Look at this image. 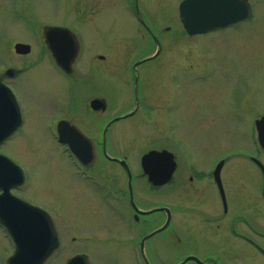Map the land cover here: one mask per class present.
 <instances>
[{
	"label": "rangeland",
	"instance_id": "374dc122",
	"mask_svg": "<svg viewBox=\"0 0 264 264\" xmlns=\"http://www.w3.org/2000/svg\"><path fill=\"white\" fill-rule=\"evenodd\" d=\"M250 2L255 5V20L190 37L182 32L178 4L138 0L140 15L162 50L157 58L140 63L134 73L136 61L156 46L135 18L133 0H0V73L8 66L27 68L11 82L25 109L26 124L0 147L25 174L24 198L51 215L48 205L54 208L62 203L71 210L78 203L93 204L86 188L65 186L71 167L55 138L56 121L63 113H75V104L78 114L87 113L85 90L89 91L92 81L109 77L116 82L120 77L131 80L137 76L143 102L136 116L111 128L109 150L127 161L134 174L149 149L165 147L178 161L169 186L150 192V184L144 178L140 181L142 202L191 204L205 210L218 206L215 185L196 173L211 171L218 159L226 158L221 182L230 209L247 205L248 210L238 212L239 219L255 216L262 223L260 177L258 181L247 156L257 151L252 123L264 114V0ZM48 25L68 27L80 40L76 76L88 84L75 91L42 43ZM16 42L29 44L31 51L24 56L15 54ZM100 52L107 55L105 67L93 58ZM196 54L211 69L199 67L198 60L188 69V59ZM199 75L208 77L199 81L195 78ZM125 89L123 96L111 92L107 99L110 111L133 106L132 91ZM190 173L194 183L188 181ZM252 173L254 183L247 178ZM190 235L201 236L200 229H191ZM223 235L229 237L228 250L238 254V263L264 264V258L247 243L229 233ZM71 252L67 248L60 256ZM10 255L11 245L0 228V264ZM61 261L53 259L47 264Z\"/></svg>",
	"mask_w": 264,
	"mask_h": 264
},
{
	"label": "flooded vegetation",
	"instance_id": "af4514ba",
	"mask_svg": "<svg viewBox=\"0 0 264 264\" xmlns=\"http://www.w3.org/2000/svg\"><path fill=\"white\" fill-rule=\"evenodd\" d=\"M161 1L179 5L184 0ZM247 1L252 9L250 17L227 27L255 20V5L250 0ZM133 2L135 12V4L138 3V0H133ZM141 26L144 28L142 24ZM144 29L146 30V28ZM182 32L186 35L183 27ZM190 51L197 53L195 50H187V52ZM104 52L96 53L93 56L99 60L98 64L103 67L107 62V55ZM193 60H198L199 67L208 69L211 66L204 58L202 60L196 54L194 59H188V69H191ZM6 70L0 73V79L13 90L16 96L20 107L21 123L8 138L2 141L0 147L6 145L16 134L21 133L26 124L25 109L12 86L13 83H11L12 79L21 75L25 68L17 69L11 77L6 76ZM58 70L61 72L59 68ZM99 70L98 68L97 73L100 72ZM102 70L104 71V69ZM76 71L79 72L78 69H75L70 76H67L71 80L70 83L74 87V91L80 86L88 84L87 81H81L82 78L76 76ZM207 77L208 75H199L195 78L199 81H205ZM124 88L129 93L132 91L133 108H125L123 111H110L107 99L110 98L111 92L123 96ZM136 88L137 108H135ZM85 93L88 94L84 102L87 113L78 114L75 104V113L70 116L63 114L65 117L60 119H66L78 128L87 141L81 142L74 136L72 137L79 152L78 156L70 155L65 146V150L62 151L68 160L69 167H71L65 186L86 188L85 191L88 192L86 194L92 197L93 204L70 205L71 210H69L68 205L64 206L62 203H58L54 208L48 205L47 208L52 211V216L48 212L49 210L47 211L42 206L32 203L50 214L58 238V247L43 264L61 258L62 261L59 264H68L71 259L79 257L88 258L92 264H240L238 263V254L228 250V248L230 249L229 237L223 235L224 233H229L234 238L247 243L264 258V230L261 229L264 227V219H262L263 225L255 221V216L250 215V218L239 219L238 212L248 210L249 206L230 209L226 194L222 197L213 179L212 171H199V174L204 175L214 183L220 202L216 207L210 206L208 210H205L193 207L191 204H144L142 202L143 192L139 187L140 181L144 178L141 168L139 166V172L135 171L134 174L126 161L131 172L132 203L128 189V173L121 162L123 158L113 155L109 148L111 128L117 123H123V121L136 116L140 109L142 98L139 83L135 84V76L131 80L120 77L116 82H111L109 77H102L97 81H92L89 91L85 90ZM94 99L105 102L106 107L98 110L92 109L90 106ZM149 108L147 105L148 110ZM13 121H15L14 118ZM254 123L255 121L252 123V134L254 147L257 151L249 154L247 158L257 173L258 181L260 177L261 196L264 202V148L258 143L257 137L254 138L256 132L254 131ZM247 141L250 140L247 138ZM90 151L93 154L91 158H88L86 154ZM6 155L12 160L14 159L9 154L6 153ZM225 164L226 162H224L222 169ZM253 174H248L247 177L252 183H254ZM11 176L12 181L17 180L15 175L12 174ZM26 181L25 178L19 184L10 186V192L26 200L24 198L25 190H27ZM188 181L193 183V177L189 176ZM192 216L196 218L193 221L190 220ZM193 228L195 230L199 228L201 236H191L190 232ZM5 238L11 245L12 254L15 249L13 241L8 236ZM67 248L71 249L72 252L64 257L60 256L67 251ZM83 262L76 264H83Z\"/></svg>",
	"mask_w": 264,
	"mask_h": 264
},
{
	"label": "water",
	"instance_id": "95a60500",
	"mask_svg": "<svg viewBox=\"0 0 264 264\" xmlns=\"http://www.w3.org/2000/svg\"><path fill=\"white\" fill-rule=\"evenodd\" d=\"M179 12L185 30L193 35L240 21L250 15L251 8L248 3L241 0H184L179 6ZM139 19L142 21L141 17ZM44 36L58 66L70 73L71 64L79 51L75 34L68 28L48 26L44 30ZM155 41L158 48L150 58L160 52V43L156 38ZM14 49L18 54L30 52L28 44L17 43ZM137 64L133 68H136ZM8 74L11 75V71H8ZM135 83H137V77ZM19 123V112L12 93L0 81V143L10 136ZM256 123L258 139L264 146V116ZM57 130L59 140L68 143L71 150L78 154L75 145L65 136L64 122L58 125ZM87 155L90 156V153ZM222 164L223 161L214 170L219 186ZM141 166L148 181L153 186H161L172 178L176 162L174 155L167 150H151L141 157ZM12 174H18L17 180H11ZM22 178V170L0 154V188L3 189V193L0 194V224L13 237L16 247L14 254L8 259V264H42L58 246L57 234L47 212L9 193V187L19 184ZM130 196L132 199L131 189ZM81 261H84L83 264H90L80 257L71 259L68 264Z\"/></svg>",
	"mask_w": 264,
	"mask_h": 264
}]
</instances>
